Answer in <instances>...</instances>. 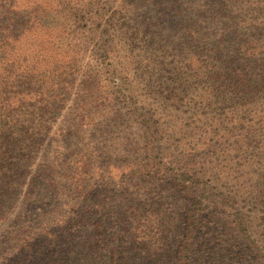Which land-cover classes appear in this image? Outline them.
<instances>
[{"label": "rangeland", "instance_id": "obj_1", "mask_svg": "<svg viewBox=\"0 0 264 264\" xmlns=\"http://www.w3.org/2000/svg\"><path fill=\"white\" fill-rule=\"evenodd\" d=\"M109 2H61L68 13L73 11L66 19L75 17L68 20L72 31L52 35L58 43L50 56L65 64L78 54L83 64L76 80L55 92L52 100L57 97V102L49 113L35 111L37 124L46 129L17 168L14 182L22 188L0 213V264H17L16 258L24 257L17 234L32 242L53 217L68 214L64 201L72 196L53 190L57 184L51 179L65 181L64 169L58 168L88 151L95 169L92 187L85 190L90 195L87 214L89 206L99 212L107 203L105 212L131 216L132 225L151 238L167 235L155 240L154 247L189 245L187 264H262L246 250L249 242L231 219L236 212L249 222L264 216V0H221L224 26L220 0H182L183 10H207L205 21L219 22L214 30L202 24V32L217 37L193 44L188 18L176 15V4L127 0L121 10L115 6L121 5L118 0ZM130 4L136 14L132 23L140 30L117 34L114 29L130 21L120 25L114 14H126ZM74 7L79 13L73 15ZM235 21L240 37L228 35ZM95 28L104 32V41L91 34ZM248 48L255 49L253 57L245 55ZM250 58L254 62H247ZM213 69L224 81H217ZM45 73L54 79L52 70ZM246 74L252 80L249 89L238 83L249 78ZM75 149L81 154L74 156ZM43 166L57 173L49 177L51 183L39 177ZM210 193L229 197L233 209L204 210L202 196ZM93 201L104 202L100 206ZM195 204L198 212L193 211ZM188 217L195 222L191 232ZM257 221L261 228L253 227L250 234L264 245V225ZM148 247L136 248L135 257L150 251ZM160 255L141 261L175 263L166 253Z\"/></svg>", "mask_w": 264, "mask_h": 264}, {"label": "trees", "instance_id": "obj_2", "mask_svg": "<svg viewBox=\"0 0 264 264\" xmlns=\"http://www.w3.org/2000/svg\"><path fill=\"white\" fill-rule=\"evenodd\" d=\"M62 1L0 0V213L6 212L7 208L12 205L13 198L22 188V185L14 182L22 158L28 157L32 153L36 139L44 137L46 127L37 124L36 109H39L43 114L49 113L53 106L52 103L57 102V97L52 100L55 92L59 89L63 91L64 84L67 83L68 85L75 81V75L78 74L79 67L83 64L80 59L81 56L78 54L65 64L59 62L54 55L53 57L50 56L51 53L55 52V45L58 43L52 35L54 33L61 34L66 30L72 31V25L69 24L68 20H73L75 16L66 19L67 16L72 15L73 11L68 13L64 4L61 3ZM109 1L114 2V0ZM165 1L176 4L174 7L179 10L176 11V15L179 13V17L182 15L184 18H188L187 23L192 31L187 30L192 35L189 43H199L208 36L213 38L218 36L202 32L205 31L202 24L213 30L219 25L215 18L208 22L205 21L204 15H208L207 10H197L194 13L192 7L183 10L186 8L181 5L182 0ZM111 2L109 3L114 4ZM56 3L59 6L54 8ZM117 3L121 5L115 6L122 10L121 7L126 5L127 0H118ZM221 4L220 0L218 6L221 11L218 14H223L220 17V26H224L225 24L222 22L226 6H220ZM133 6L130 4L124 9L126 14L124 12L114 14L115 18L120 17V25L126 23V20L130 21L129 24H124L122 29H114L117 34L127 32L123 34L125 36L130 35V32L133 35L139 32L140 29L135 25L136 23H132L136 17ZM75 8L77 7H74L75 13L73 15L79 13V9ZM50 17L52 18L49 19ZM90 20V24L93 25L94 22L92 19ZM101 22L104 21L101 20ZM239 24L235 21V30H230L228 35L235 33V37H240L241 33L238 35ZM120 25L118 24L117 27ZM100 28L90 29V32L101 41L104 39V32H100ZM225 35L226 32L220 36V40ZM213 48L216 53L220 54V49H217L214 44ZM254 51V48H248V53L245 55L253 57ZM250 61L254 62L252 58L247 62ZM51 70L56 77L52 80L51 76L47 78L45 73ZM213 70V75L220 77H216L217 81H224V75H218L217 70ZM246 76L249 77L247 74ZM45 79L47 80L45 81ZM251 81V77H249L243 82L238 81V83L239 85L243 83L249 89ZM47 82H51V86H47ZM86 88L89 90L91 87L86 86ZM95 93L93 90L90 96H95ZM95 100L97 99L95 98ZM76 154H81V152L75 149L74 156ZM92 158L93 155L88 151L87 155L81 157L80 160L69 164L64 163L58 168L59 171L64 169L63 179L65 181L51 179L52 183L57 184H52V186L56 188L53 190L60 189L61 195L72 196L70 200L65 199L64 201L65 212L68 214L62 218L60 216L53 217L52 224L46 225L43 231L34 236L32 242L27 239L28 235L20 236L17 234L15 238L20 241L18 248L24 257L16 258L15 262L17 264H134V262L143 264L141 259L151 261L161 256V253H166L171 260H175V263L170 264H187L186 257L189 245H180L168 249L158 247L160 244L154 247L153 245L158 242L155 240H165L167 235L162 233L161 237H158L157 233L151 238L132 225L131 216L127 219L122 212L116 215L105 212L110 207L106 205L107 203L101 206L104 201H93L95 205L102 207L101 211L98 212L89 206L88 208L92 213L90 211L88 214L85 212L86 204L90 199L89 193L85 190L92 187L89 182L95 169ZM71 163L72 166L70 167ZM43 167L45 170L41 169L39 177L45 179V182L51 183L49 177L57 173L54 172V169L46 170L48 167ZM195 182L196 180L192 179V184ZM203 191L205 190L203 189ZM202 200L205 202L204 210L219 207L233 209L229 197L222 194L203 195ZM196 206L195 204L194 212H198ZM55 208L57 210L62 209V205L55 203ZM56 215L59 213L56 212ZM191 218L188 217L186 221L190 228L189 232L195 226V222H191ZM158 220L160 219L157 218ZM231 220L238 233L248 240L249 247L246 250L253 251V255L264 264L263 241L257 240L250 234L253 227L261 228L257 220L264 225V216L249 222L245 214L236 212ZM145 244L151 245L148 247L150 251L145 254H138L140 259L136 258L135 249H142ZM24 253L29 255L25 256ZM32 253H34V258L29 259ZM251 254L247 256H252Z\"/></svg>", "mask_w": 264, "mask_h": 264}]
</instances>
